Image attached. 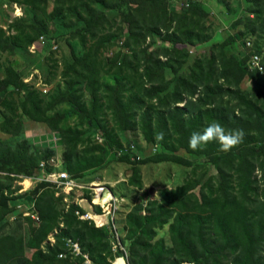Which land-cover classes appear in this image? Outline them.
<instances>
[{"label": "rangeland", "instance_id": "374dc122", "mask_svg": "<svg viewBox=\"0 0 264 264\" xmlns=\"http://www.w3.org/2000/svg\"><path fill=\"white\" fill-rule=\"evenodd\" d=\"M3 1L0 27L7 34L22 32V29L18 28L21 18H25L29 22L35 20V16L30 13L27 15L26 11L18 15L14 2ZM200 2L206 4L204 6L207 11L206 16L197 14L193 19L194 24L190 26L193 31L192 35L189 39L181 37L179 43L169 38L170 33L178 29L179 17L187 13V10H184L179 4L177 7L181 10L171 14L175 20L170 28L166 29L161 26L160 31L153 34L142 30L141 33H144L145 38L138 41L129 36L127 24L123 26V31L120 29L122 27L120 12L106 11V21L108 22L104 25L105 30H98L99 38L88 42L87 45L88 47L96 45L98 40L101 41L104 36H116L106 42L101 51L104 62L103 71L100 73L101 82L113 85L118 81L119 77L116 75L115 69L110 72L107 64L115 60L120 61L121 55L127 54L129 65L134 69L137 68V72L132 68L127 71L126 75L130 77L129 86L134 87L133 92L138 93L144 99L147 107L154 109L155 116L157 113H169L176 107L184 108L188 117L214 107L222 108L227 113H230L232 109L240 113L241 105L235 95L228 91L232 85L235 86L236 82L231 76L230 80L223 78V72L228 60L234 61L236 58L241 59L248 66L246 62L248 57L256 52L262 56L264 63V0H200ZM62 3L59 0H50L46 11L39 10L40 17L48 20L50 24L49 32L38 33L33 29L26 28L33 37L45 36L48 43L46 42V48L44 47L45 50L42 53L39 51L32 53L31 45L1 52L0 79L7 78L5 69L8 67H13L23 78L25 87L11 88L15 93L21 92L19 100L24 101V93H28L24 91L28 88L38 91L46 101L52 99L59 91L64 90L70 81V78H66L63 73L66 63H70L72 60V52L77 56L84 55L85 51L80 39L74 30L66 26L71 21H76L68 10L73 5L79 7L82 14H86L78 0H68V2ZM21 6L26 10L23 4H20L19 8L22 9ZM57 7L68 12L67 22L60 19L55 23L49 19L50 13ZM95 7L99 8L98 5ZM259 15L262 19H259ZM192 16L190 14V17ZM196 21L199 22L197 27ZM251 21L255 22L254 30L247 28ZM199 35L204 38H198ZM206 37L207 39L204 40ZM248 38H251L254 44L251 49L246 47ZM55 45L58 46V49L53 51L52 47ZM150 53H154L155 57L161 59L165 64L166 73L163 79L151 81L147 76L143 77V73H146L145 54L149 55ZM212 61L215 62V65L209 66ZM200 67L204 71L203 80L196 81L195 76L201 75ZM254 72L249 69V74L241 80L239 87L264 107V78ZM184 79L195 83L197 90L193 93L185 91L182 97H179L177 86L182 84ZM206 85L219 86L221 89L216 87V92L209 100L205 96ZM75 88L81 89L80 94L83 95V100L89 103L90 96L84 86L77 85ZM41 89H47L48 94L41 92ZM130 95L127 94V97ZM213 97H215L214 100ZM205 99L208 101L207 104ZM63 112L67 116L62 122L63 129H72L83 134L82 139L85 141L79 143L77 148L81 155L87 149L98 145L105 147L102 152L106 159L105 164L88 170L84 175L111 184L117 194L126 199L123 207L125 212L122 215H126V220L124 223L120 222L121 231L125 237L127 235V229L125 230L127 216L130 212L138 208L141 212L142 208L143 214H166L167 222L160 223L154 228L153 241L164 239L169 252L166 264L176 263L181 261L179 253L183 248H180L177 239L171 232L172 224L178 215H186L188 217L186 231L196 251L201 253L202 248L197 243L196 237L198 225L195 222V217H200L204 220L202 223L203 233L207 234L204 241L211 245L208 254L209 264H237L235 260L239 256L248 255L249 252L251 254L250 264H264V156L254 163L252 170L246 171L239 167L237 160L239 156H236V163L233 166L232 163L227 162L226 158H223L219 151L216 155L209 157L200 152L204 149L203 147L193 150L189 147V142L183 140L179 133L182 123L178 115L170 117V129L174 133L171 146L174 145L175 150L168 149L162 144L161 139L148 142L142 128L143 112L138 113L137 127L134 130L119 132L124 148L122 150L112 149L101 138L100 130L91 127L85 119L77 116L67 104L58 105L55 110L48 112V115H63ZM105 115L106 123L113 126L115 120H113L112 112L107 110ZM158 117L156 118L158 119ZM218 123L220 124V122ZM220 125L226 132L232 129L230 123ZM13 138L15 137L4 132L2 124L0 139L13 143V145L27 140L39 148H48L53 151L50 157L58 156L65 169L63 152L67 145L63 135L53 131L49 123L23 117V133L19 138ZM131 146H135V149H132ZM164 156H168L169 159L180 156L182 163L174 160L159 161ZM21 175H23L22 172L9 170V167L0 169L2 192L10 198L8 208L0 209V239L6 236L22 238L25 254L35 260L38 248L31 247L29 241L34 236L31 232L32 227L40 225L35 221H30L25 210L18 206L20 203L29 204L28 196L16 199L13 197L30 193L37 185L32 184L28 187L29 185L24 183ZM181 186H184L185 196L182 195L184 192L179 190ZM24 188L26 189L23 190ZM40 192L42 191L36 195L33 193L35 196L32 194V203L35 202L36 208L40 201ZM50 199L48 196L44 201H48L52 205ZM44 204L46 203L44 202ZM56 204L61 211L65 209V212H68V206L64 202L61 204L56 202L55 206ZM37 210L40 215V209ZM59 219L60 227L56 226L54 230L50 231L41 244V247L48 253L50 252L48 245L56 246L59 243L58 235L62 232L61 228L68 226L62 214ZM218 221L227 224L232 230L233 239L227 237L228 240L224 241L223 236L217 231L215 223ZM128 237L129 235L124 243L130 253ZM5 250L0 243V264H4V260L7 259L4 254ZM113 254L115 253L113 252ZM82 263L81 261L77 262V264ZM184 263L196 264L188 257H184L183 261L179 262V264Z\"/></svg>", "mask_w": 264, "mask_h": 264}, {"label": "trees", "instance_id": "16d2710c", "mask_svg": "<svg viewBox=\"0 0 264 264\" xmlns=\"http://www.w3.org/2000/svg\"><path fill=\"white\" fill-rule=\"evenodd\" d=\"M8 1L23 4L27 15L29 13L33 14L35 20L29 22L27 19L21 18L18 22V28L22 29L20 34L9 35L0 27V66L2 51L25 48L39 40V37H33L32 33L27 32V27L38 33L50 31L48 20L41 18L39 15V10L46 11L50 0ZM59 1L63 3L68 2V0ZM78 1L81 3L86 15L82 14L79 7L73 5L68 10L75 17L76 21H71L66 27L75 31L85 52L83 56H77L72 52L71 62L66 63L63 75L66 78H70V81L64 90L59 91L48 101L38 91L28 88L24 91L28 93H24L25 99L23 101L18 99L21 92L15 93L11 90L12 87L20 89L25 87L23 78L13 67L6 68L7 78L0 79V97L2 98L0 100V126L3 124L5 133L15 137L13 139L19 138L23 133V117L49 123L53 131H57L63 135L64 142L68 147L63 152L65 169L73 175L91 179L86 174L84 175V173L105 164L106 159L102 153L105 147L98 145L92 149H87L81 155L77 148L79 143L85 141L82 139L83 134L80 131L63 129L62 122L67 117L66 113L63 112V115L56 114L49 116L48 112L55 110L58 105L67 104L77 116L85 119L91 127L100 130V136L108 147L117 150L124 148L119 132L134 130L137 127L136 118L139 112H143L141 120L143 121L142 128L146 140L148 142H155L161 139L162 144L168 149L175 150L174 145L171 146L174 133L170 129V117L178 115L182 123L179 133L183 137V140L187 142H189L193 132H203L205 127L213 122H220V124L226 125L230 123L232 125L231 130L243 129L245 135L242 142L230 151H221L220 144L214 140L204 145V149L200 152L212 157L219 151L222 153L223 158H226L227 162L232 163V165L236 163V156H239L237 160L239 161L240 169L244 168V170L250 171L254 168V163L261 156H264V107L260 106L259 103L250 98L247 92L239 87L241 80L249 74V69L245 62L238 58L234 61L228 60L223 72V78L230 80L231 76L236 82L235 86L233 87L232 85V88L230 87L228 91L235 95L241 105V108H239L240 113H237L235 109L227 113L222 108L216 109L214 107L188 117L186 116L188 113L184 108L176 107L169 113H157L155 116L154 109L147 107L144 99L138 93L133 92L134 87L129 86L130 82L128 81H130V77L126 74L128 69H134V67L129 65L130 62L127 54L121 55L120 61L115 60L107 64L110 72L115 69V73L119 77L118 81L113 85L101 82L100 73L103 71L102 67L104 66L101 51L104 48V44L116 36H104L101 38V41L98 40L96 45H91L90 47L87 45L88 42L99 38L98 30H105L104 25L108 22L106 21V11L120 12L122 18V27L120 29L123 31V26L127 24L129 36L137 41L145 38L144 33H141L142 30L153 34L155 32L158 33L161 26H164L166 29L170 28L172 22L175 20L171 14H175L178 11L172 7L170 0ZM95 5H98L99 8L95 7ZM205 5L200 1L190 0V7L184 9L187 10V13L179 17L178 29L170 33L169 38L176 43L180 42L181 37L189 39L193 32L190 26L194 24V17L197 14L200 16H206L207 14ZM67 13L64 9L57 7L50 13L49 19L55 23L60 19L63 22H67ZM190 14L193 16L190 17ZM259 19H262L260 15ZM61 21L59 22L61 23ZM197 26H199L198 21H196ZM247 28L254 30L255 22L251 21ZM198 38L202 39L204 37L199 35ZM206 39L207 37L204 40ZM48 49L50 48L48 47ZM145 62L146 73H143V77L147 76L151 81L164 78L166 66L161 59L155 57L154 53L145 54ZM246 62L248 63V61ZM212 65H215L214 61L209 66ZM134 71L137 72V68ZM200 71L201 75L195 76L196 81L203 80L204 71L202 67H200ZM77 85L84 86L90 96L89 103L83 100V95L80 94L81 89L75 88ZM177 87L179 97H182L185 91L193 93L197 90V85L187 79H184L182 84ZM216 87L221 89L219 86ZM216 87H213V85L205 86L206 99L210 100V97L216 92ZM127 94L131 95L127 97ZM206 99L205 102L207 104L208 101ZM214 99L215 97H213ZM107 110L112 112L113 120H115L113 126L106 123L105 111ZM42 153L44 154L42 155ZM52 154V150L39 148L27 140L13 145V143L0 139V169L9 167V170H18L24 175L32 176L37 173L40 162L50 158ZM167 160L182 163L180 156L173 159L164 156L159 161ZM24 183L27 186L29 185L28 180ZM50 187V184L47 182H41L30 193L27 192L13 197V199H16L28 196L30 203L33 201L32 194L36 195L39 191H42L40 192V201H38L39 208L37 207V209H40V218L39 222H36L40 226L35 225L32 227L31 232L34 236L29 241L30 246L38 248V251L36 252L35 260H33L25 254V245L22 238L6 236L0 239L3 249H6L4 254L7 256V259L4 260V264H77L78 261L84 262L83 257L74 259L71 257H59V253L65 249V237H73L79 240L84 251L89 253L94 264H112L111 259L114 258V251L110 229L107 227L99 228L89 221L80 219L75 213L77 209L75 205H72L68 209V212H65V209L61 211L57 204L55 206V203L61 204V202H64L63 198L56 196L54 188L52 191ZM183 189L184 186L179 187V190L184 192L182 195L185 196V189ZM48 196L51 198L50 201L52 200V205L48 201H44ZM9 199L2 192V186L0 185V209L4 210L8 208ZM141 212L138 208L127 216L125 230L127 229L126 237L129 235L128 239L130 240L128 262L129 264H166V257L169 255V252L164 239L153 241L155 235L154 228L160 223L164 224L167 222L166 214H143ZM61 214L68 226L61 228L62 232L58 235L59 243L56 246L48 245L50 250L48 253L41 247V244L50 231L54 230L56 226L60 227L59 218ZM28 219L33 221L31 217H28ZM187 219L186 215H178L176 221L171 226L172 234L177 239L180 248H183L179 253L181 261H183L184 257H188L190 261L196 264H209L208 254L210 253L211 245L209 242L204 241V237L207 235L203 233L202 229L204 220L200 217H195V222L198 225L197 243L202 248V252L198 253L190 241V236L185 228ZM215 224L217 231L223 236L224 241L228 240L227 237H232V230L225 222L218 221ZM123 237L124 242L126 241L124 234ZM121 262L124 264L121 259L116 260L115 263L121 264ZM179 262H172V264H179ZM235 262L237 264H250V252L248 255L239 256Z\"/></svg>", "mask_w": 264, "mask_h": 264}, {"label": "built area", "instance_id": "2783aa9c", "mask_svg": "<svg viewBox=\"0 0 264 264\" xmlns=\"http://www.w3.org/2000/svg\"><path fill=\"white\" fill-rule=\"evenodd\" d=\"M200 1V0H197ZM172 7L179 11L177 5H181L184 9L190 7V0H170ZM18 15L22 14L21 8H16ZM48 43L45 36H41L37 42L30 47L32 53L44 50ZM251 38L246 40V47H253ZM58 46L52 47L56 51ZM248 68L257 72L264 78V63L262 56L259 53H252L248 59ZM41 92L48 94L47 89H41ZM100 138V137H99ZM103 141V140H102ZM135 149V146H131ZM21 178L29 181V186H35L41 182H47L55 190V195L62 197L64 203L71 208L72 205L77 206L76 215L85 221H89L99 228L107 227L111 231L112 246L114 250V258L111 259L112 264H116V260H123L124 264L128 262V249L123 242V234L120 227V222L123 223L126 215L122 216L124 210V197L117 194L113 186L104 181L96 179H86L77 175L71 174L63 168V163L58 156H52L46 160H42L35 175H21ZM24 188L23 190H25ZM20 208L25 210V214L31 217L33 221L39 222V213L35 202L29 204L20 203ZM65 249L59 253L60 258H79L83 257L82 264H94L89 253L85 252L81 242L73 237H65ZM191 264V263H184Z\"/></svg>", "mask_w": 264, "mask_h": 264}, {"label": "clouds", "instance_id": "9594fccd", "mask_svg": "<svg viewBox=\"0 0 264 264\" xmlns=\"http://www.w3.org/2000/svg\"><path fill=\"white\" fill-rule=\"evenodd\" d=\"M244 135L243 129H234L226 132L219 123L213 122L207 125L203 132H193L191 134L189 147L193 150H198L215 140L220 144L221 151L227 152L241 143ZM168 190L171 191L174 189Z\"/></svg>", "mask_w": 264, "mask_h": 264}, {"label": "crops", "instance_id": "0c3cea01", "mask_svg": "<svg viewBox=\"0 0 264 264\" xmlns=\"http://www.w3.org/2000/svg\"><path fill=\"white\" fill-rule=\"evenodd\" d=\"M2 4H4V1L3 0H1V2H0V12H1V14H2V10H3V8H2ZM18 4V5H17ZM5 6H7V4H5ZM14 7L16 8H19L20 7V4L18 3V2H14ZM22 7V6H21ZM2 8V9H1ZM22 10H23V13L25 12V10L23 9V7H22ZM1 24V23H0Z\"/></svg>", "mask_w": 264, "mask_h": 264}, {"label": "bare ground", "instance_id": "6f19581e", "mask_svg": "<svg viewBox=\"0 0 264 264\" xmlns=\"http://www.w3.org/2000/svg\"><path fill=\"white\" fill-rule=\"evenodd\" d=\"M123 261V260H122ZM124 263V262H123Z\"/></svg>", "mask_w": 264, "mask_h": 264}]
</instances>
